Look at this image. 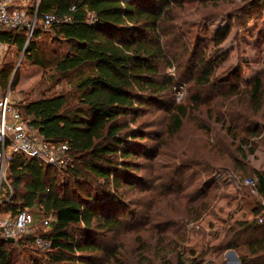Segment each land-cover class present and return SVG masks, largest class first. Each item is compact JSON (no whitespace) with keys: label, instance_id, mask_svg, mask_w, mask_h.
<instances>
[{"label":"trees","instance_id":"obj_1","mask_svg":"<svg viewBox=\"0 0 264 264\" xmlns=\"http://www.w3.org/2000/svg\"><path fill=\"white\" fill-rule=\"evenodd\" d=\"M173 3L175 0H40L31 35L24 27L0 30V43L23 52L24 61L50 70L59 79L76 73L67 91L57 95L28 102L12 98L47 143L68 146L71 162L59 169L35 159L11 156L0 182V213L16 215L26 209L37 220L50 214L54 219L48 230L38 226L35 235H21L12 241L0 235V264H15V245L32 249L33 245L39 246L36 237L48 241L49 246L45 260L41 262L34 256L32 264H94L85 254L105 247L93 237L94 231H113L123 226L127 215V210L123 212L124 190L138 187L129 173L137 168L129 159L139 156L136 146L145 138L138 126H132L139 116L137 112L145 108L147 97L172 93L175 86L164 68L175 66L177 72H182L180 77L188 78L196 87L216 88L229 81L228 77H217L222 56L214 54L227 39L231 23L218 27L210 38L215 52L207 53L206 47L199 52L202 40L196 36L194 43L190 42L171 23ZM255 6L264 7V0L252 1L245 13L250 16ZM46 14L69 20L45 28ZM49 31L60 48L48 49L39 44ZM9 65L4 62L0 67L1 93L9 88ZM231 92H236L237 98L230 100ZM55 98L61 102L52 108L50 102ZM191 101L195 106L189 102L170 105L166 133H178L193 109L199 108V101L205 103L207 115L221 124L230 139L229 147L218 145L213 155L228 173L254 180L253 186L248 185L254 201L252 219L230 223L215 249L244 245V264H264V170L255 168L248 157L255 152V140L262 137L254 118H264V68L244 79L243 90L231 85L217 95L206 99L195 95ZM135 140L139 141L133 144ZM206 161L202 165L216 170L213 158ZM173 185L162 182L149 187L156 193L146 198L149 209L165 200L174 209L182 208L176 215L180 223L196 220L208 205L205 185L195 188L194 194L184 192L187 186L182 182L175 188ZM152 213L146 215L144 225L150 224L152 215L157 216ZM158 216L166 220L167 227L176 225V216ZM156 243L157 249L163 250L158 264H185L171 241L167 243L161 236ZM124 263L122 259L119 264ZM145 264L156 263L150 260Z\"/></svg>","mask_w":264,"mask_h":264},{"label":"rangeland","instance_id":"obj_2","mask_svg":"<svg viewBox=\"0 0 264 264\" xmlns=\"http://www.w3.org/2000/svg\"><path fill=\"white\" fill-rule=\"evenodd\" d=\"M252 1L256 0H175L173 3L171 23L190 42L194 43L196 36L202 40L199 52L203 47L208 49L207 53L215 52L217 49L212 47L210 38L218 27L231 23L232 29L227 39L221 45L222 48L214 54L217 57L222 56L218 60L217 77L219 79L228 77L229 81L219 84L216 88L196 87L188 78H181L182 72L181 70L177 72L175 66L164 68V71L172 75L175 86L172 93L147 97L145 108L142 106L137 112L139 116L132 126H138L145 134V138L141 141L135 140L133 143L139 141L136 146L139 156L129 159L137 166L129 173L131 178L138 182V187L135 190H124L126 198L125 202L123 201L125 205L123 212L127 210V215L123 226L113 231L101 228L94 231L93 237L105 246L102 250L85 254L94 261V264H119L122 259L125 261L124 264H145L150 260L158 264L163 250L157 249L156 241L161 236L164 237L165 242H172V248L180 252L185 264H190L194 260L195 264H212L218 253L215 250V239L222 237L227 226L232 223L230 212L234 208L242 210L241 207L245 206V202L251 206L253 199L249 195L248 185L244 183L248 177L240 178L239 174L236 176L228 173L227 167L213 155L218 145L224 149L229 147L230 139L221 124L207 115L205 103L199 101V108L193 109L178 133L168 135L165 125L168 122L167 109L173 102H189L195 106V102L191 101L195 95L206 99L222 90H227L231 85L243 90L244 79H249L264 68V7L255 6L252 14L248 16L245 12L248 11ZM52 37L53 33L49 31L38 43L48 49L60 48ZM22 57L23 52H18L13 46L0 43V67L4 62L10 63L12 72L8 86L11 99L17 102L57 95L67 91L69 84L76 79V73L59 79L58 76L52 75L50 70L24 61ZM188 60L189 56L186 58V61ZM188 71H186L187 75H189ZM235 73L237 76L233 77ZM235 98H237L236 92H231L229 99ZM58 102H61L60 99L51 100V107H56ZM236 109L240 110V108ZM244 111L247 115L250 114L249 110ZM254 121L258 122L262 137L255 140L257 141L255 152L248 157L252 165L264 168L262 140L264 118L257 115ZM207 158H213L217 164L216 170L202 165V163L207 164ZM5 166L2 169L0 161V180L6 175ZM212 180L215 181L213 184ZM162 182L167 184L174 182L172 188L182 182L183 186H187L184 192L190 194H194L195 188H203L207 183L205 195L208 205L202 215L196 220L190 219L188 222L184 220L180 223L176 215L182 208L176 206L174 209L165 200L158 203L155 208L149 209L146 198L154 193L149 187H157ZM230 183L236 186L235 194L239 192L241 196H245L246 201L242 197L244 203L241 201L235 204L227 200L232 195L228 191ZM198 193L199 191L196 192ZM200 199L201 197L197 201L199 202ZM149 212L157 216L152 215L150 224L144 225ZM158 214H165L166 217L176 216V225L167 227L166 220L160 218ZM46 229L48 230L44 227L42 231ZM219 234L221 235L218 236ZM45 251H47L45 248L36 245H33L32 249L15 245L14 263L32 264L34 256L43 262Z\"/></svg>","mask_w":264,"mask_h":264},{"label":"built area","instance_id":"obj_3","mask_svg":"<svg viewBox=\"0 0 264 264\" xmlns=\"http://www.w3.org/2000/svg\"><path fill=\"white\" fill-rule=\"evenodd\" d=\"M39 1L0 0V30L6 27H24L31 35L36 25ZM63 20L69 18L46 14L43 20L44 27L48 28ZM0 144L2 169L13 154L35 159L41 164L52 165L59 169L66 168L71 162L68 146L63 143L51 146L47 143L13 103L9 88L4 93L0 92ZM244 183L253 186L254 180L247 178ZM252 192L255 190L252 189ZM53 219L50 214L37 220L36 216L26 209L20 210L16 215L0 213V235L8 239H16L21 235H35L38 226L47 227ZM258 219L262 221L261 217ZM35 242L45 249L49 246V242L40 237H36Z\"/></svg>","mask_w":264,"mask_h":264},{"label":"crops","instance_id":"obj_4","mask_svg":"<svg viewBox=\"0 0 264 264\" xmlns=\"http://www.w3.org/2000/svg\"><path fill=\"white\" fill-rule=\"evenodd\" d=\"M253 166L257 169L264 170V168H260L256 165H253ZM228 186H229L228 191L232 193V195H230L229 198L227 199L229 202H233L235 204H238L241 201L243 202L242 197L244 198V201H246L244 195L241 196L242 194H240L239 192L237 194H235L234 191L237 192V189H236V186L234 185V183H230ZM244 205L246 207L242 206L241 207V208H243L242 210L239 208H237V209L234 208V210L230 212L229 217L231 218L232 222L240 221V220H251L252 219L254 201L252 202L251 206L249 203L247 204V202H245ZM239 211H241V212H239ZM220 235L221 234H219L218 236H220ZM249 236H251V234ZM222 237L220 236V237L216 238L215 239L216 243H214V245L218 244L220 242V240L222 239ZM215 250H217L218 253H217L216 258L213 260L212 264L214 263V261H215V264H244L241 260V256L246 254V247L244 245H241V246H238L235 248H228V249H223V250L215 249ZM214 253L216 254V251Z\"/></svg>","mask_w":264,"mask_h":264},{"label":"water","instance_id":"obj_5","mask_svg":"<svg viewBox=\"0 0 264 264\" xmlns=\"http://www.w3.org/2000/svg\"><path fill=\"white\" fill-rule=\"evenodd\" d=\"M10 240L12 241L13 239H12V238H10Z\"/></svg>","mask_w":264,"mask_h":264}]
</instances>
